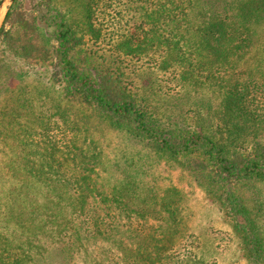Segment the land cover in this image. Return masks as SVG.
Masks as SVG:
<instances>
[{
  "label": "trees",
  "instance_id": "1",
  "mask_svg": "<svg viewBox=\"0 0 264 264\" xmlns=\"http://www.w3.org/2000/svg\"><path fill=\"white\" fill-rule=\"evenodd\" d=\"M50 1H39L46 10L37 15L14 0L0 42L27 62L53 64L65 96L84 107L79 114L58 107L56 119L24 110L27 100L16 96L8 108L10 126L23 115L31 121L28 141L0 130L22 142L17 166L7 168L13 184L0 211V264H211L186 225L179 188L149 184L132 157L101 182L98 167L106 168L89 133L94 119L176 164L215 204L246 264H264V80L234 77L258 41L264 0H80L73 24ZM112 1L115 14L107 9ZM84 33L104 46L92 50L99 64L82 46ZM151 50L164 54L162 70L183 67L181 85L217 87L218 109L199 117L206 125L163 123L125 86L123 57Z\"/></svg>",
  "mask_w": 264,
  "mask_h": 264
},
{
  "label": "rangeland",
  "instance_id": "2",
  "mask_svg": "<svg viewBox=\"0 0 264 264\" xmlns=\"http://www.w3.org/2000/svg\"><path fill=\"white\" fill-rule=\"evenodd\" d=\"M39 1L19 0V3L21 9L39 15L46 10ZM50 2L56 9L66 14L70 23L73 24L77 20L81 8L80 0H51ZM105 4L107 5V1ZM111 6L107 9L115 14L119 10L117 1H112ZM105 15L108 18L109 14L105 13ZM190 15L193 20L195 15L193 12ZM192 15H194L193 18ZM5 19L1 29L4 27L8 29L10 26V24H5ZM107 22H110L109 19ZM41 24L49 30L45 23ZM255 30H260L257 31L258 41L239 62L235 78L243 79L251 75L254 79L264 80V47H262L264 21L257 24ZM89 38V34L84 33L85 43L82 46L86 53L88 51L93 55L92 50L104 51V46L100 42H94ZM93 56L96 64L102 61L97 54ZM161 56L164 54L151 50L139 57H123L120 70L125 86L144 98L156 118L163 123L183 120L190 127L201 123L206 125L199 117H205L208 111L211 114L218 109L220 98L217 87L211 84L193 85L192 82H185L181 85L178 77L183 67L173 64L162 70L158 61ZM56 71L53 64L39 65L27 62L14 55L5 44L0 42V130L4 127L12 128V131L18 132L20 139L26 134L23 141L29 139L30 116L22 114L23 117L18 118L16 122L13 121L11 126L8 124V120L12 118L8 108L13 106L16 96L27 100L23 102L27 105L24 108L26 111L28 107H31V110L36 109L55 115L59 107L68 108L73 113L79 114L84 105L78 99L65 96L64 84ZM1 112L4 113L1 114ZM54 117L57 119L58 115ZM99 122L98 119L89 122V133L97 142V151L101 153V159L106 168L105 170L102 166L98 167L100 178L103 177L100 179L101 182L107 181L104 177L110 171L120 169L126 158L132 157L137 163L141 162L145 169L144 178L150 182L149 184L152 183L158 187L174 185L182 191L183 215L186 217V225L189 231L197 237L200 245L198 250L203 257L211 264H246L239 246L230 234L228 224L221 217L215 204L201 189L191 183L187 175L176 164H170L165 160H158L148 155V149H145L139 142H134L125 131L114 128L108 123ZM18 137L11 134L4 139L0 133V211L5 190L13 184L12 178L7 174L8 164L11 163V166L16 167L17 163L12 161L16 155L21 154L22 150V145H20L22 139L19 141ZM119 176L121 173L118 172L110 178V181ZM260 189L262 191L261 201L264 202V183L260 185ZM259 223L264 233V207L259 216ZM83 258L81 254L79 260ZM81 262L79 264H82Z\"/></svg>",
  "mask_w": 264,
  "mask_h": 264
},
{
  "label": "water",
  "instance_id": "3",
  "mask_svg": "<svg viewBox=\"0 0 264 264\" xmlns=\"http://www.w3.org/2000/svg\"><path fill=\"white\" fill-rule=\"evenodd\" d=\"M12 2L13 0H1L0 2V29L3 25L7 12L11 7Z\"/></svg>",
  "mask_w": 264,
  "mask_h": 264
}]
</instances>
